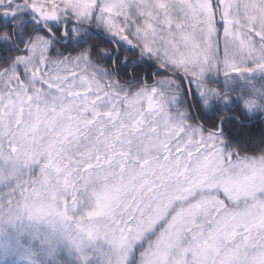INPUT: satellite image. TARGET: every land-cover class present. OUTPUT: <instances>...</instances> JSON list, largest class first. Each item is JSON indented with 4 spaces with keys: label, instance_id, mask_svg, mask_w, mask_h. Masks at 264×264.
<instances>
[{
    "label": "clouds",
    "instance_id": "obj_1",
    "mask_svg": "<svg viewBox=\"0 0 264 264\" xmlns=\"http://www.w3.org/2000/svg\"><path fill=\"white\" fill-rule=\"evenodd\" d=\"M0 264H264V0H0Z\"/></svg>",
    "mask_w": 264,
    "mask_h": 264
},
{
    "label": "snow or ice",
    "instance_id": "obj_2",
    "mask_svg": "<svg viewBox=\"0 0 264 264\" xmlns=\"http://www.w3.org/2000/svg\"><path fill=\"white\" fill-rule=\"evenodd\" d=\"M221 2L223 3V0H221ZM215 7L216 6L213 5V16H215ZM36 11H39V9H36ZM231 23H232V21L228 17V11L225 10L223 13V19L220 22V26L224 28V31L226 34H229V32H230ZM241 44L243 47H246V45H244L243 42H241ZM226 67L229 68L230 70L234 71V72L240 71V69L235 68L233 65L228 64V63H226ZM99 159H100L99 157H96L97 162H99ZM88 167L89 168L92 167V164L91 163L88 164ZM59 215H63V213H59ZM90 215H92V214L90 213Z\"/></svg>",
    "mask_w": 264,
    "mask_h": 264
}]
</instances>
